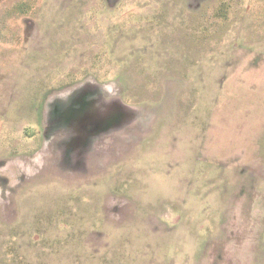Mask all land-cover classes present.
<instances>
[{"label": "rangeland", "instance_id": "374dc122", "mask_svg": "<svg viewBox=\"0 0 264 264\" xmlns=\"http://www.w3.org/2000/svg\"><path fill=\"white\" fill-rule=\"evenodd\" d=\"M0 264H264V0H0Z\"/></svg>", "mask_w": 264, "mask_h": 264}]
</instances>
